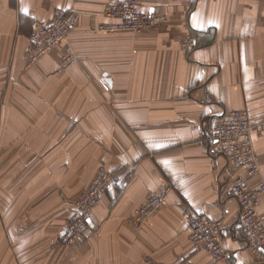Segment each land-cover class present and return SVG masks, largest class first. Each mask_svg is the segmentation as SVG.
Returning a JSON list of instances; mask_svg holds the SVG:
<instances>
[{"label":"crops","instance_id":"0c3cea01","mask_svg":"<svg viewBox=\"0 0 264 264\" xmlns=\"http://www.w3.org/2000/svg\"><path fill=\"white\" fill-rule=\"evenodd\" d=\"M119 1L128 0H0L5 264H264L240 236L231 189L244 171L200 145L230 110L264 125V0H141L166 19L140 34L95 30L114 21L105 9ZM58 9L78 12L76 29L28 67L31 32ZM253 143L257 184L264 129ZM101 165L121 182L100 200L87 243L57 246ZM167 189L165 204L132 225L147 197ZM187 206L220 223L228 261L194 250Z\"/></svg>","mask_w":264,"mask_h":264},{"label":"built area","instance_id":"2783aa9c","mask_svg":"<svg viewBox=\"0 0 264 264\" xmlns=\"http://www.w3.org/2000/svg\"><path fill=\"white\" fill-rule=\"evenodd\" d=\"M105 15L114 21L101 24L97 30L142 33L166 19V16L144 11L141 0L112 2L106 7ZM79 19L80 16L75 10L58 9L48 23L36 27L29 36L27 66L36 64L46 54L66 42L76 29ZM195 44L193 36L186 37L185 47L192 48ZM72 60L70 53L63 56L65 64ZM263 129L262 123H252L247 110H230L215 123L212 134L200 142L201 146L210 145L216 152L224 155L231 165L244 171L234 177L231 189L240 208V236L248 248L261 252H264V220L260 216L259 208L264 197V182L253 184L251 179L260 172L253 132ZM121 180L118 172L109 170L105 165L99 166L92 182L80 194L66 223L62 236L65 244H73L88 233L100 200ZM168 192L167 189L150 194L144 205L131 215L132 225L141 227L165 204ZM184 214L189 222L194 250H207L216 261H228L229 255L220 237V223L190 206L185 208Z\"/></svg>","mask_w":264,"mask_h":264},{"label":"rangeland","instance_id":"374dc122","mask_svg":"<svg viewBox=\"0 0 264 264\" xmlns=\"http://www.w3.org/2000/svg\"><path fill=\"white\" fill-rule=\"evenodd\" d=\"M97 28L98 27H96L95 30H97ZM122 32H126V31H122ZM132 33H136V32H132ZM138 34H140V33H138ZM1 173H3V170H0V264H5V213H3V211H2V210H5V186L3 185L5 175L2 176ZM80 194H79V196H80ZM79 196L74 200L75 202L71 206L70 214H69V216L65 222L63 233L65 231L66 223L72 214V211L74 209V206H75L76 201L78 200ZM63 233L61 234V236L57 240V246H60L62 248H67V249H71L74 247L78 248L80 246H84L91 237V235L88 237V234H91L90 231H88V233L84 237L79 239V241H77L73 244H65L62 240Z\"/></svg>","mask_w":264,"mask_h":264}]
</instances>
